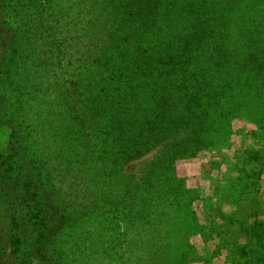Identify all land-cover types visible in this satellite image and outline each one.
Listing matches in <instances>:
<instances>
[{
	"label": "trees",
	"instance_id": "trees-1",
	"mask_svg": "<svg viewBox=\"0 0 264 264\" xmlns=\"http://www.w3.org/2000/svg\"><path fill=\"white\" fill-rule=\"evenodd\" d=\"M237 119L263 140L264 0H0V264H112L123 233L134 248L163 221L232 234L222 248L264 264V220L202 224L170 172L229 144ZM154 149L142 175L123 171ZM245 153L254 188L264 153Z\"/></svg>",
	"mask_w": 264,
	"mask_h": 264
},
{
	"label": "rangeland",
	"instance_id": "rangeland-1",
	"mask_svg": "<svg viewBox=\"0 0 264 264\" xmlns=\"http://www.w3.org/2000/svg\"><path fill=\"white\" fill-rule=\"evenodd\" d=\"M257 134L258 124L255 121L237 119L233 124L229 144L219 149L203 150L195 157L182 158L175 162L170 172L175 176L184 177L186 185L196 191L197 199L192 204V210L202 224L212 225V221H216L226 224L228 230L230 226L232 228L242 226V222L248 219L245 218L248 213L252 215L249 219L251 223L257 221V218L264 220V170L260 173L261 176L256 187L251 188L249 175L253 176L251 171L254 165H258V169H260V160H255V153L249 154L251 157L248 160L246 158L248 154L245 153L246 150L253 148H261L264 153V138L262 140ZM0 140L6 146V133L2 128H0ZM157 153L158 150L154 149L142 157L129 161L123 167V171H133L138 176L142 175L144 166ZM251 159L254 160L253 166L250 165ZM254 180L257 181V179ZM256 195L258 199L254 198ZM211 204H213V208L206 207ZM259 207L262 209L259 210ZM214 208L218 209V214L214 213ZM172 219H174L172 222L177 221V224L182 223L183 225L187 222L182 215L180 217L177 215V218L172 217ZM151 226L147 225L142 232L144 233L142 242L134 244V248L132 243L129 247L130 242L125 241V239L131 240L133 232L131 235L123 233L120 244L122 250L114 251L111 263L156 264L155 255H161V258L166 260L171 252H173V256H176L179 249L174 250V247L183 245L185 241L191 244V247L187 248L189 249V261L186 264H242L241 255L231 254V251L226 247H221L222 239H234L235 236L232 234H224L220 237L215 233L213 237L207 239V236H203L202 232H199L190 234L187 238V234L180 233L175 230V227L172 228L171 223L163 221L158 228L161 233L159 232L156 238L151 233V230L155 228ZM205 230L207 231V229ZM107 238L111 241V231L107 233ZM124 244H126L125 247ZM167 244L171 245L172 251L167 248ZM155 252L156 254L153 255ZM168 259L171 260V256Z\"/></svg>",
	"mask_w": 264,
	"mask_h": 264
}]
</instances>
